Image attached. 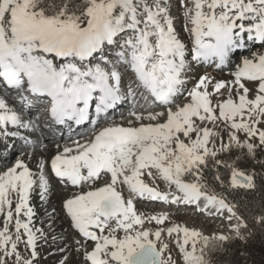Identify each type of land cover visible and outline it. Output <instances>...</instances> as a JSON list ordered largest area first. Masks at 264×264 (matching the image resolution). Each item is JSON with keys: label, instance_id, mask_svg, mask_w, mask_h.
Segmentation results:
<instances>
[{"label": "snow or ice", "instance_id": "1", "mask_svg": "<svg viewBox=\"0 0 264 264\" xmlns=\"http://www.w3.org/2000/svg\"><path fill=\"white\" fill-rule=\"evenodd\" d=\"M178 5L195 64L214 61L222 69L236 50L246 49L249 43L264 44V0H178ZM106 48L114 51L105 54ZM188 51L176 31L170 0H82L80 4L0 0L4 150L12 149L15 145L8 141L17 138L34 147L35 142L21 130H36L31 111L41 103L57 124L93 125L90 138L64 146L50 161L55 177L77 188L108 176L101 186L63 201L71 227L93 242L91 251L83 249L86 264H177L165 235L175 244L182 264H213L211 254L223 250L233 238L204 236L182 224L165 226L167 213L139 212L136 200L226 211L229 220L236 221L235 237L243 240L251 235L237 205L223 191H216L204 170L211 164L221 189H257V173L225 163L219 156L240 149L255 160L257 150L264 151V128L257 126L264 124V52L242 57L229 80L200 76L187 89ZM121 68L134 76L126 91ZM133 83L148 93L150 105L163 111H136ZM9 93L15 94V104L8 102ZM181 96L184 100L178 102ZM214 96L219 97L215 103ZM126 100L133 104L132 119L126 125L109 121V110ZM220 123L228 129L227 142L213 130ZM239 133L246 138L241 140ZM27 155L31 159L34 153ZM47 163L41 157L33 173L21 158L0 173V264H8L9 258H14L13 264H36L38 241L45 233L33 223L35 210L29 200L38 188L39 199L47 202ZM220 167L230 173L227 184ZM157 179L168 190H162ZM253 219L264 225V212ZM153 222L155 230L145 227ZM20 243L30 250L28 255L20 253ZM76 251L79 254L82 248ZM66 261L64 257L60 264Z\"/></svg>", "mask_w": 264, "mask_h": 264}, {"label": "rangeland", "instance_id": "2", "mask_svg": "<svg viewBox=\"0 0 264 264\" xmlns=\"http://www.w3.org/2000/svg\"><path fill=\"white\" fill-rule=\"evenodd\" d=\"M74 3L80 4V3H82V0H74ZM182 11L183 10L179 8L178 0H174V3L171 5V14H172L174 21H175V28H176V31L178 33V36L181 39V41L185 43L186 48L189 50L186 55H187V59L190 62V66H189V69L185 75V79L188 80V83L185 85V87L187 89H191L194 85V83H192L193 68H194V66L197 67L198 64L191 62V54H190V49L192 46L191 45V37L189 36V34L186 31H184ZM252 44H254V43H252ZM255 46L264 48V44L255 43ZM257 50L258 49H256L255 51L257 52ZM112 51H114V50L106 48L105 54H110V52H112ZM243 52H244L243 49H241V50H236L232 54L233 57H237V56L239 57L238 60L236 59V61H237L236 65L240 63V61L243 57ZM258 52H260V51H258ZM205 64L206 65L203 67V70L200 72L201 74H199L200 76H208L213 81H215V80H229V79H221L219 76H217L214 73L215 67H216L214 61H210L208 64L207 63H205ZM236 65H235V67H236ZM235 67L232 68L233 71L235 70ZM121 72L123 73L122 87L126 91L129 82L134 81V76L132 75V73L130 71L126 70L125 68H121ZM134 85H135V83H133V87H134ZM209 90H211V85L209 86ZM0 94H3V93H0ZM146 95H147V92L143 88H141L138 92H136V100H137L136 107H135L136 111L146 112V110L152 108V107L149 108L146 106V102L144 99V96H146ZM184 95L186 96V93ZM12 97H15V94L9 93L8 98H10L15 103V101L12 99ZM217 99H219V97L214 96L213 97V103H215ZM183 100H184V96H181L179 98L178 102H183ZM124 104L125 105H123V107L121 109L122 111H124V114H122V115L120 114V116L116 117V120L118 122H120V121L126 122L125 123V125H126L127 121L129 119H132V117L129 116V112L133 111L134 109H133V104H132L131 100L124 101ZM154 109L156 111H163V109L159 108V107H155ZM45 117H46V113H45V109H44V106L42 103L36 105L34 110L31 111V118L36 120V124L39 125L43 121L44 124L46 123V125H47L46 131L48 130L50 132V138L46 139V140H42V142H43L42 145H44V146H55V147H57L59 145V143L66 142L65 140H67V143H69V142L72 143L73 141L78 140V139H80L79 141L83 142L84 140L90 138L91 137L90 134L93 133V127H89L86 129L84 127V128H82L81 133L86 132V131H90V130H91V133H89L86 136L80 137L77 133V132H80L79 131L80 129L66 128V129L62 130L58 127H54V126L49 125V122L44 119ZM145 123H147V121H145ZM103 124H100V126L101 127L104 126ZM208 126L213 127L211 124H209ZM257 126L259 128H264V124H260ZM213 130L219 131L221 133V136L224 139V142H227V140H228V136H227L228 129L226 128V126L223 123H220L218 129L214 128ZM40 132H43V131L41 130ZM40 132L35 130V131L29 133L25 130H21L22 135L29 136V138L31 140H33L34 142H37L36 140L40 139ZM239 138L241 140H244L246 137L243 133H239ZM11 141L12 140L9 139L8 142H11ZM20 141H21L20 142L21 148L18 149L17 147H13L12 149H10L8 151L2 152L0 154V158H2V159L7 158L9 160V163H10L11 160L14 159L15 155H17V154L26 155L28 151H31V149H33V147H26L24 145L23 140H20ZM252 142L256 143L257 141L253 140ZM0 145H3V141L2 142L0 141ZM219 158L225 163H235L236 166L242 170L255 172L257 165L261 164L260 162H264V151H261L258 149L257 153H256V159L255 160L248 157L246 150H240V149H234L230 153H228V152L222 153V154H220ZM29 161H30V159L29 160L27 159L25 161V163L27 165H30ZM221 168H222L221 169V175L223 176L224 180L228 182L230 173L224 167H221ZM30 170H33V167L30 168ZM211 170H215V169H213L211 164H210L209 167L204 170V174H205L206 178H208L207 174ZM45 174H46L47 178L49 179V182L54 183L55 185H57L62 190L60 193H62V194L65 193V195H67V194H69L68 191L73 188L72 185L62 183L57 177H55L47 165L45 167ZM107 179H108V176L105 175L104 178L101 179L97 184L91 185V186L85 185V186H82L81 189L88 191L90 187L101 186ZM208 181H209V183H212V184L216 183L214 181V179L212 181H210V180H208ZM156 183L162 190L168 189L167 185L163 181L157 179ZM123 191H124L125 197L127 198V196H128L127 190L124 189ZM142 202H143V200H136L135 201L136 208L139 212H143L146 214H157V213H167L168 214L169 219L165 222V226H171V224H182V225H185V226L190 227V228H196V227L202 226V227H209L210 229L217 231L218 233L223 232L224 230H226V228H228V226H227L228 222H227L225 217H226V215L229 217V213H227L226 211L224 213H222L221 217L219 215L215 216V214L212 212L207 213V215H209V216H207L209 218H207L204 215L205 211L198 210L196 206H194V207L192 206L193 208H191V205H188V204H186L187 206L185 208L177 209V208H173L171 205L167 206V204L169 205V203H167L166 205L165 204L160 205V203H158V202H157L158 204L156 202H153L151 204L144 203L145 207H141L139 205H141ZM154 203H156L157 205ZM56 205H57L56 207L58 210L54 211V213L56 216L60 215L59 216L60 217V223L64 224V225H62V228H63V230L66 231V238H70L72 240L74 246L80 245L77 242H79V243L82 242V247H84L85 249L89 250L90 248H92L91 243H93V242L83 240L82 237L80 236V234L77 233L76 230H74L71 227V223L68 220V218L64 216L63 207L62 206L60 207L59 202H57ZM0 219H2V216H0ZM52 220H54V218ZM230 221H232L233 224L236 223L234 218L231 219ZM68 222H69V224H68ZM145 227L148 229H151V230H155L157 225H155L154 222L153 223H146ZM242 231L244 232V229H242ZM13 232H14V229H13ZM120 235H122V233H120ZM202 235L212 237L214 234L211 235V234H205L204 232H202ZM226 236L233 237V238H239V237H235L234 232H231L230 234H227ZM163 239L166 243H169V251H170L173 259L176 260L177 264H182V261L180 259L178 250L175 247V244L167 237V235H165L163 237ZM232 239H229L228 241H230ZM18 250L20 251V253L22 255H28V252L30 251V250L25 249V245L23 243H20L18 245ZM215 252L222 253L221 250H217ZM165 255H168V253H165ZM13 260H14V258H9L8 264H13ZM72 264H75V263H72ZM85 264H86V262H85Z\"/></svg>", "mask_w": 264, "mask_h": 264}, {"label": "bare ground", "instance_id": "3", "mask_svg": "<svg viewBox=\"0 0 264 264\" xmlns=\"http://www.w3.org/2000/svg\"><path fill=\"white\" fill-rule=\"evenodd\" d=\"M256 43L261 44L260 42H256ZM256 49H258L257 52L258 51L264 52V48L255 46V43L254 44L249 43L247 48L243 49V51H244L243 57L244 56H250L251 52L255 51ZM236 59L238 60L239 57L238 56L233 57V55H231L228 65L223 67L222 69H217L215 67L214 73L217 76H219L221 79H231L230 73L233 71L232 68L235 67V65L237 63ZM205 65L206 64L202 62V63L198 64V66L196 65L197 67L194 66L193 72H192V75H193L192 83H195V81L199 78V76H200L199 74H201L200 72L203 70V67ZM134 88L136 89V92H138L141 89V88H136V85H134ZM8 102L10 104H12V103L15 104L10 98H8ZM112 113L113 112L108 113L107 119L109 121H115L116 123H123V124L126 123L123 121L118 122L116 120V117H118V114L116 115L115 113L114 114H112ZM48 122H49V125L54 126V127H58L62 130L66 129V128H69V129H82V128H84L83 124L77 125L75 123H70V122H67L66 124H57V123H54L52 121H48ZM103 123H104V118L102 117L100 124H103ZM37 126L38 127H36V131L40 132L42 130L43 132H40V139L36 140L37 142H35L33 149H31V151H28V152L34 153L33 157L29 161L30 165H28L29 168L33 167V170H31L33 173L38 171L36 164H37V161L41 157H43L48 162L47 166L51 171L50 161H51L52 157H54L58 152H62L64 146L72 145V143H70V142L67 143V140H65L66 142L59 143V145L57 147H55V146H44L43 145V148H41V145L43 144L42 140L49 139L50 138V132L48 130L46 131L47 125H46V123L44 124L43 121ZM89 133H91V130L86 131V132H82V133H80V135L86 136ZM92 134L93 133H91L90 136H92ZM217 140L219 141V138H217ZM223 141H224V139H223ZM11 142H9V143H11ZM20 142L21 141L17 138L12 143H14V145H15L14 147H17L19 149V148H21ZM217 147H219L218 142H217ZM2 152H5L4 146L0 145V154ZM21 158L24 159V161H26L27 159L29 160L27 154L26 155H24V154L23 155H20V154L15 155L14 159H12L10 163H9V160L7 158H5V159L0 158V173L6 171L9 167H12L15 164L16 160L21 159ZM85 185H87V184H85ZM85 185H83V186H85ZM49 189L50 190L48 193V198H47L46 203L42 202L39 199V194H38L39 189L38 188H35L30 194L29 204L35 210V218H34L33 223L35 224L36 227L42 228L44 233H45V238L38 241V247H37L38 255L36 258V264H60V261H62L64 259V257H67L66 264H72V263L85 264V262H84L85 259H84V255H83V249H85V248L82 247V242L79 243L80 245L74 246L72 240L70 238H66V231L63 230V228H62V225H64V224L60 223V217H59L60 215L56 216L55 213L53 212V209H55V211L58 210L56 207L57 202H59L60 207H61L63 205V201L65 199L70 198L72 195L77 194L81 191H87V190H83V189H81V187L77 188V187L73 186V188L68 191L69 194L65 195V193L64 194L60 193L62 190L57 185H55L54 183H51V182H49ZM147 202L143 200L142 204L139 206L145 207L144 203H147ZM152 202H158V203H160V205H162V204L166 205V203H164V202H159V201H152ZM170 205L173 208H177V209L185 208L187 206L186 204H171V203H169V205L167 204V206H170ZM192 206L194 207L196 205H191V208H193ZM201 207H202V205H201ZM211 212L214 213L215 216L219 215L220 217H221L222 213H224V212L216 213L215 210L213 209L210 211H205L204 215L207 217V216H209V215H207V213H211ZM48 214H51V218L49 217ZM64 216L67 217L65 211H64ZM53 218H54V220H52ZM207 218H209V217H207ZM225 218L228 222V224H227L228 228H226V230H224L223 232L218 233L217 231H214V230L210 229L209 227H202V226L196 227L195 229H197L201 233L204 232L205 234H211V235L212 234H223L226 236L227 234H230L231 232H233L232 231L233 223H232V221L229 220L227 215ZM68 220L70 221L69 218H68ZM2 224H3V218L0 219V226H2ZM68 224H69V222H68ZM76 232L79 233L78 231H76ZM53 236L56 237L55 240H53ZM82 239L85 240L84 237H82ZM91 245L93 247V243H91ZM78 247L82 248V251L79 254L76 251V249ZM62 248H65L66 251L61 252L60 249H62ZM91 249L92 248H90L88 251H91Z\"/></svg>", "mask_w": 264, "mask_h": 264}, {"label": "trees", "instance_id": "4", "mask_svg": "<svg viewBox=\"0 0 264 264\" xmlns=\"http://www.w3.org/2000/svg\"><path fill=\"white\" fill-rule=\"evenodd\" d=\"M221 167L219 168L221 174ZM255 191L244 189H221L218 183L216 191H223L229 201L237 205V212L247 222L251 235L247 239L233 238L224 243L222 253L211 254L213 264H264V225L257 224L253 217L264 212V166L257 165ZM208 180L212 181L215 170L208 172ZM227 184V181H225ZM248 229H244L247 232Z\"/></svg>", "mask_w": 264, "mask_h": 264}]
</instances>
